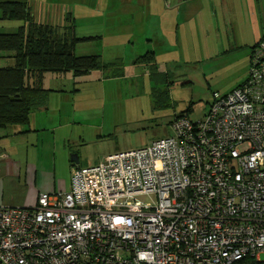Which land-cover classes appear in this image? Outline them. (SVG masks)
Here are the masks:
<instances>
[{
  "label": "built area",
  "instance_id": "1",
  "mask_svg": "<svg viewBox=\"0 0 264 264\" xmlns=\"http://www.w3.org/2000/svg\"><path fill=\"white\" fill-rule=\"evenodd\" d=\"M174 135L77 167L33 208L0 202V264H238L264 253V40L247 81ZM155 194V204L137 196Z\"/></svg>",
  "mask_w": 264,
  "mask_h": 264
},
{
  "label": "crops",
  "instance_id": "2",
  "mask_svg": "<svg viewBox=\"0 0 264 264\" xmlns=\"http://www.w3.org/2000/svg\"><path fill=\"white\" fill-rule=\"evenodd\" d=\"M4 1L12 0H0V2ZM98 2V7L101 8L99 19L107 21L104 26L109 29H99L94 34L85 36L97 37L95 39L97 44H104V47L107 45L105 51L110 50V53L97 55H100L106 63L121 62L124 74L122 77L111 78L108 77L109 73L95 70L79 78L74 77L72 73L46 75L45 87L54 91L49 97L46 109L32 113L30 123L27 125L0 129V202L8 207L33 208L38 204L42 193L69 191L72 173L77 167H82L79 161L74 163L72 160V157H75L74 153L78 152L76 148L86 144L88 138L101 140L106 136L102 124L103 109L91 108L87 114L86 104L82 106L79 102L82 91L79 85L96 80L102 85L116 82L127 78L129 71L134 73L137 67L144 68L150 75L148 65L136 63L138 58L147 54L154 56L158 72L165 73L161 71L162 66L169 64L174 66L176 63L169 61L168 64L166 58L176 60L175 53L181 51L183 28L194 30L195 39L199 40L200 37L202 39V36H199L202 34L200 29L211 22V31L220 41L223 34L220 26L233 30V34L237 33L233 41L235 45L229 44L222 54L229 55L237 49H242L244 51L242 59L247 62L250 60L252 49L264 38V0H99ZM29 5L32 10V4ZM119 12L123 13L121 16L124 20L131 22H118ZM37 14V12L33 14L35 19L38 18ZM142 18L144 22H135L142 21ZM0 21H3L0 22V27L11 30L5 31L6 33L16 32L23 25L22 21L17 20ZM69 21L72 22L73 19L70 17ZM129 28H137V31L134 29L133 32L128 30ZM207 32L209 33L208 30ZM134 33H140L142 38L133 40ZM163 61L165 63H162ZM13 65L12 59L0 57V68ZM246 81L244 76L237 82L236 88ZM156 85L151 81V86ZM85 126H88L89 131L92 132L89 137L88 133L84 132Z\"/></svg>",
  "mask_w": 264,
  "mask_h": 264
},
{
  "label": "rangeland",
  "instance_id": "3",
  "mask_svg": "<svg viewBox=\"0 0 264 264\" xmlns=\"http://www.w3.org/2000/svg\"><path fill=\"white\" fill-rule=\"evenodd\" d=\"M98 1L31 0L29 4H32V13H38L36 22L64 26L69 24L71 17L77 34L86 37L99 29H109L104 26L107 21L99 19L101 8L98 7ZM122 14L119 12L118 22H131L124 20ZM210 25L211 22L200 29L202 34L199 36L202 39L200 37L199 40L195 39L194 30L183 28V46L181 51L175 53L176 60L170 57L165 60L168 64L169 61L177 64L162 66L161 71L167 75L159 77V81L156 79L160 85L151 86V81L157 82L142 67H137L134 73L129 71L127 78L116 82L102 85L96 80L79 85L82 90L79 102L82 106L86 104L87 114L91 108L103 109V133L106 135L101 140L88 138L86 144L76 148L78 152L74 155L82 167L96 166L109 154L142 149L154 141L173 136L172 122L176 114L187 112L191 120H201L213 103L214 93L226 95L238 86L237 82L244 76L249 78L251 57L249 62L243 60L242 49L229 55L222 54L229 44L235 45L233 41L237 33L233 34V30L220 26L223 31L220 41L211 31ZM1 27L0 33L11 31L10 28ZM134 29L137 31V28L128 30L134 32ZM140 33H134L133 40L142 38ZM106 48L107 45L104 47V44L92 41L80 43L76 53L79 56H83V53H110V50L105 51ZM169 79L171 83L166 82ZM85 129L88 137L91 136L89 127L85 126ZM136 200L143 204H155L157 195H140ZM260 259L264 262V253L260 254Z\"/></svg>",
  "mask_w": 264,
  "mask_h": 264
},
{
  "label": "trees",
  "instance_id": "4",
  "mask_svg": "<svg viewBox=\"0 0 264 264\" xmlns=\"http://www.w3.org/2000/svg\"><path fill=\"white\" fill-rule=\"evenodd\" d=\"M0 20L23 23L16 32L0 33V57L14 61L12 67L0 68V129L27 125L32 113L46 109L54 92L45 87L49 73H72L78 78L95 70L105 71L111 78L124 74L121 62L106 63L97 54L79 56L77 46L95 41L97 37H80L73 22L61 27L36 22L28 0L0 2ZM136 63L149 66L153 81L167 75L158 72L152 54L138 58ZM166 82L171 83L170 79ZM238 264L264 262L247 257Z\"/></svg>",
  "mask_w": 264,
  "mask_h": 264
},
{
  "label": "water",
  "instance_id": "5",
  "mask_svg": "<svg viewBox=\"0 0 264 264\" xmlns=\"http://www.w3.org/2000/svg\"><path fill=\"white\" fill-rule=\"evenodd\" d=\"M72 160H73L74 163H78V161H79L77 156L72 157Z\"/></svg>",
  "mask_w": 264,
  "mask_h": 264
}]
</instances>
